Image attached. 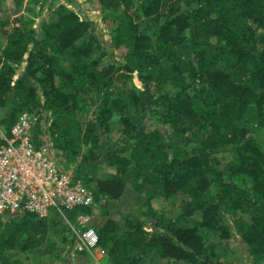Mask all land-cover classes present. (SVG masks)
Masks as SVG:
<instances>
[{
    "label": "trees",
    "instance_id": "obj_1",
    "mask_svg": "<svg viewBox=\"0 0 264 264\" xmlns=\"http://www.w3.org/2000/svg\"><path fill=\"white\" fill-rule=\"evenodd\" d=\"M97 2L109 41L65 5L38 29L19 15L5 32L0 18L3 130L23 111L50 112L31 141L39 148L48 135L64 168L78 160L74 178L95 205L128 185L147 207L175 203L173 218L147 208L150 231L138 220L120 226L104 207L93 228L112 264H239L222 252L235 236L252 264H264V0ZM103 165L108 173L87 177L85 167ZM90 212L9 215L0 264L62 259L53 237L71 249L75 237L63 219Z\"/></svg>",
    "mask_w": 264,
    "mask_h": 264
},
{
    "label": "built area",
    "instance_id": "obj_2",
    "mask_svg": "<svg viewBox=\"0 0 264 264\" xmlns=\"http://www.w3.org/2000/svg\"><path fill=\"white\" fill-rule=\"evenodd\" d=\"M44 122L50 126V112L23 111L8 133L0 128V216L28 212L42 219L54 211L64 217L66 211L87 208L90 213H78L74 222H67L89 257L99 263L93 255L100 249L91 226L93 192L60 163L48 135L44 144L34 147L32 131Z\"/></svg>",
    "mask_w": 264,
    "mask_h": 264
},
{
    "label": "rangeland",
    "instance_id": "obj_3",
    "mask_svg": "<svg viewBox=\"0 0 264 264\" xmlns=\"http://www.w3.org/2000/svg\"><path fill=\"white\" fill-rule=\"evenodd\" d=\"M59 5H65L67 8L77 12L81 17L83 15L86 16L94 23L96 31L103 36V39L107 41L110 40L107 26L103 21V14L100 11L97 0H22V4L18 7L14 5L13 0H3L0 6V18L9 21V24H7L3 28V30L5 32L9 31L12 27V24H14L13 19H15V17L19 15L31 19L33 28L38 29L42 24V20H52L55 17L54 11ZM28 7L31 11H24V9ZM3 41L4 38L0 33V45L3 44ZM115 57L120 60V57L118 55L115 54ZM23 67L24 63L18 66L15 79L21 74V72L23 71ZM5 114L6 110L0 108V128L2 130V121L6 116ZM154 122L155 121L153 120V118H150L149 116L148 123L153 124ZM159 127L165 132L166 137L169 138L168 128L163 124H159ZM113 139H115V136L113 137ZM54 152L56 154V151ZM57 158L58 160H60L61 158L64 159L61 155L57 156ZM77 163L78 160L71 163L67 169L74 170ZM85 169L87 177H91L94 174L96 176H99L110 171L107 165L99 166L95 172H89L88 167H85ZM145 201L146 196L141 190H135L130 185H128L127 188H125L122 196L118 199L99 200V204L95 205V209L92 214L91 226L95 228L104 222V207L107 211L106 217L115 221L120 226L124 224V221L126 219H130L132 221L138 220L141 222L143 221V227L145 231H150V217L147 211L148 207L171 218L175 217V215H177V213L179 212V209L175 207V203L173 202H164L161 199H154L147 207V205H145ZM10 218L11 217L9 215H1L0 221L4 222L5 220ZM63 220V223L69 228L68 222L70 221L66 219ZM72 235L73 234L71 231L66 233L67 238L71 237ZM53 240L57 244V249L61 251L62 259L59 260L56 257H51V255L44 254L38 259L37 262L39 264H112L104 257V253H102L100 249H98L96 252H93L96 261H99V263H94V260L89 257L84 247L81 245V243L78 242L75 237L73 240L74 245L72 246V248L74 247L75 249H71V245L69 243L62 242V237H53ZM243 246L240 242V238L238 236H235V238L224 245L222 252L229 262H234L237 259L239 260L238 263L240 262L241 264H252V259L249 256L246 247ZM28 263L29 261L27 260V264ZM159 264L164 263L160 261Z\"/></svg>",
    "mask_w": 264,
    "mask_h": 264
}]
</instances>
